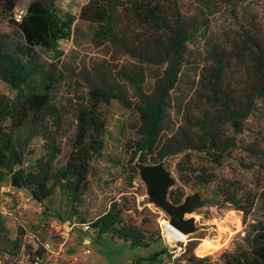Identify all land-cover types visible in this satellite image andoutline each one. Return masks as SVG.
<instances>
[{"label":"rangeland","instance_id":"rangeland-1","mask_svg":"<svg viewBox=\"0 0 264 264\" xmlns=\"http://www.w3.org/2000/svg\"><path fill=\"white\" fill-rule=\"evenodd\" d=\"M30 1L18 0L15 9H26ZM41 1L59 17L70 14L73 25L56 49L35 47V70L27 83L49 94L60 122L54 125L49 114L44 133L49 130L51 139L35 135L24 141L22 166L32 165L33 158L46 157L51 142L60 150L53 168L63 166L76 141L79 110L91 104L96 105L103 122L102 148L90 160L86 185L76 195L77 201H73L74 192L64 182L54 185L50 181L53 190L49 197L38 201L27 188L0 181V197L6 204L0 211V264L17 261L20 238L26 241L32 237L40 245L50 240L56 251L48 255L54 260L50 264H179L170 260L164 247L160 221L171 214L159 200L169 202L188 223V235H177L186 240L181 258L188 264H227L229 255L249 253L253 225L264 226V89L251 100L253 110L242 121L239 133L233 132L224 104L228 101L234 108H243L264 80L256 68L258 59L264 58V0H177L176 7L191 39L184 49L177 83L169 93L159 144L143 162L140 155L133 154L138 140V99L125 74L144 71L143 87L150 93L166 64L143 60L125 52L116 42L99 39L95 34L98 23L80 15L91 0ZM116 1L120 4L121 31L143 42L161 38V32L156 34L154 28H145L125 14L129 0ZM161 5L170 16L175 11L170 1L162 0ZM10 14L0 0V32L14 40L17 36ZM217 58L224 61L220 96L209 85ZM92 84L118 86L130 106L116 98L96 102L89 94ZM15 91L0 78L4 101H10ZM205 130L216 134L219 149H226L221 157L216 159L201 148ZM163 146L183 149L151 163ZM207 173L213 179L200 184L197 177ZM172 196H179V203L172 202ZM115 200L130 208L126 213L133 220L147 224L143 228L149 245H132L111 233L99 234L91 225L83 228L82 224L103 215ZM168 228L171 230V226ZM204 242H214V248L200 255L199 245ZM42 248V256L49 253Z\"/></svg>","mask_w":264,"mask_h":264},{"label":"trees","instance_id":"trees-1","mask_svg":"<svg viewBox=\"0 0 264 264\" xmlns=\"http://www.w3.org/2000/svg\"><path fill=\"white\" fill-rule=\"evenodd\" d=\"M18 0H3V5L10 14V23L17 38L12 40L6 33L0 32V78L10 84L16 91L10 101H4L0 96V181L8 180L18 189L27 188L34 199L43 201L53 190V185L64 182L70 191L76 195L86 185L89 173L90 160L93 154L102 148L100 139L103 122L96 113V105L84 107L79 110V125L76 141L73 144L70 156L60 168H53V160L60 152L59 148L51 142L47 146L46 157L32 159V165L23 167L21 149L24 141L29 142L35 135H41L46 140L51 139V132H45L47 116L51 114L54 125L59 124L60 114L52 104V99L47 92L30 87L27 78L34 72L35 47L46 50L56 49L61 39L67 38L73 25V17L64 14L62 17L44 4L41 0H32L28 4L21 20L13 17ZM162 0L144 1L129 0L124 6L125 14L131 15L145 28H154L155 33H162L161 38L154 37L143 42L140 38L130 37L121 31L118 18L119 3L116 0H91V5L82 7L80 15L98 23L96 36L104 41H113L127 53L143 60L165 63L161 76L155 79L153 91L144 90V71L125 74L133 84L138 103L135 108L138 112L139 127H137L138 140L134 143L133 154L140 155L145 161L146 157L155 153L159 144V136L164 127L166 111L169 105V93L179 78L184 49L190 41V34L181 20L177 0H167L175 5L173 13L167 12L161 5ZM142 26V27H143ZM217 64L212 69L209 85L213 92L222 94V71L224 61L217 58ZM257 71L264 77V58L258 59ZM264 81V80H263ZM261 81L255 88L253 95L248 99L243 108H234L230 102L225 101L224 110L233 132L239 133L241 123L253 110L254 98L262 94L264 82ZM99 87L90 86L89 94L98 102L109 101L116 98L125 106H130L124 92L118 86L110 84ZM211 130H205L201 139V148L210 155L221 157L226 150L219 149L220 140ZM235 142V137L231 138ZM183 148L170 149L163 146L161 152L151 163H156L166 155L182 151ZM212 174H202L197 177L200 184H205L213 179ZM172 202L179 203V196L170 197ZM232 203V202H231ZM236 208L241 206L235 205ZM130 208L116 200L101 216H97L90 225L99 234L111 233L116 238L129 240L132 245L146 246L144 225L132 219L126 213ZM253 237L249 253L241 252L237 257L226 258L227 264H264V226L253 225ZM23 242V243H22ZM21 255L12 264H35L36 258L44 254L42 245L35 238L26 241L20 238Z\"/></svg>","mask_w":264,"mask_h":264},{"label":"built area","instance_id":"built-area-1","mask_svg":"<svg viewBox=\"0 0 264 264\" xmlns=\"http://www.w3.org/2000/svg\"><path fill=\"white\" fill-rule=\"evenodd\" d=\"M24 12H25V9H23V8L16 9L13 13L14 19H16L18 21L21 20ZM5 205H6L5 199L0 197V211L5 210V208H6ZM82 225H83L84 229H88L90 223L82 224ZM169 226H171L169 219L168 218L165 219V217H163L160 221V228H161V232L163 234L162 240L164 241V247L166 248L167 252L170 254V257H171L170 260L171 261H178L179 264H188L185 259L181 258L186 252V245H185L186 240H181V239H176V238L170 237V235L168 233V231H169L168 227ZM174 229H176V228H174ZM181 234L188 235V234H184V233H181ZM41 245L49 253L44 255V256L37 257L35 263L36 264L53 263L54 260L49 257V256H52L53 254L56 253L55 249L53 248L52 243L50 242V240H45L42 242Z\"/></svg>","mask_w":264,"mask_h":264},{"label":"water","instance_id":"water-1","mask_svg":"<svg viewBox=\"0 0 264 264\" xmlns=\"http://www.w3.org/2000/svg\"><path fill=\"white\" fill-rule=\"evenodd\" d=\"M159 201L165 207V210H167L168 213L171 214V217L169 218L170 224L174 228H176L179 231H181V233L188 234V233H186L187 232V226H188L187 224L188 223L181 219L182 218V213L178 212L174 207L170 206L171 204L169 202H165V201H161V200H159ZM168 206H169L170 209L168 208ZM170 210H172L173 213H171Z\"/></svg>","mask_w":264,"mask_h":264},{"label":"bare ground","instance_id":"bare-ground-1","mask_svg":"<svg viewBox=\"0 0 264 264\" xmlns=\"http://www.w3.org/2000/svg\"><path fill=\"white\" fill-rule=\"evenodd\" d=\"M168 233H169L170 237H173V238H176V239H178V237H177L178 234H180L181 236H184L183 234H181V232L178 229H174L172 225H171V230L169 229ZM181 240H184V239H181ZM213 243L212 242L201 243L199 245V254L200 255H205V254L211 252V250L214 248Z\"/></svg>","mask_w":264,"mask_h":264}]
</instances>
